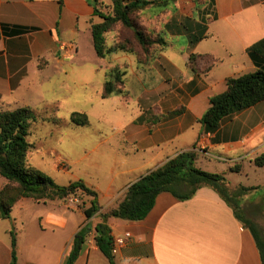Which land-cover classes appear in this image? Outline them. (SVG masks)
Masks as SVG:
<instances>
[{
	"label": "crops",
	"instance_id": "crops-1",
	"mask_svg": "<svg viewBox=\"0 0 264 264\" xmlns=\"http://www.w3.org/2000/svg\"><path fill=\"white\" fill-rule=\"evenodd\" d=\"M96 1L0 0V108L31 107L49 117L63 103L60 91L102 73L106 77L101 61L89 66L78 60L82 44L94 47L92 25L102 22ZM154 1L158 32L170 39L185 35L189 43L166 47L150 66L139 64L133 72L136 92L129 91L136 94L138 112L122 129L123 142L94 148L110 151L108 173L81 180L98 194L101 211L88 219L82 206L68 207L64 200L23 198L11 219L0 218V264L12 261V231L19 264H64L84 226L94 230L100 213L116 207L132 184L181 152H201L208 164L230 160L250 166L264 154V101L227 117L212 133L199 122L211 98L227 90L229 78L263 65L248 49L264 38V0H213L201 10L195 0ZM192 56H197L195 69L189 65ZM90 206L91 200L84 205ZM108 224L114 238L132 234L115 255L117 264H262L251 230L210 187L185 201L162 193L145 220L110 218ZM75 264H110L95 231Z\"/></svg>",
	"mask_w": 264,
	"mask_h": 264
},
{
	"label": "trees",
	"instance_id": "trees-1",
	"mask_svg": "<svg viewBox=\"0 0 264 264\" xmlns=\"http://www.w3.org/2000/svg\"><path fill=\"white\" fill-rule=\"evenodd\" d=\"M198 9L205 5L211 6L213 0H195ZM95 14L102 22L92 25V36L96 54L99 58H106L114 52H127L138 56L139 62L149 65L156 58L152 54V47L161 39H154L146 30L137 23L136 12L141 9L138 1L115 6L113 13H102L97 5ZM121 24L133 32L134 43L142 48L141 52L131 46L132 41H119L114 45H108L107 34L114 27ZM249 55L255 60L259 59L263 65L252 73L227 80V90L216 95L210 100V108L200 119L207 133L219 129L222 121L227 117L251 108L264 101V38L248 49ZM197 56H192L189 65L195 69ZM127 71L120 66L111 67L106 71L102 97L107 99L115 94L128 96L125 88V76ZM178 113V112H176ZM39 120V116L31 107H21L15 110L0 109V175L6 179V184L0 190V218L9 220L15 205L23 198H31L37 202L63 201L70 195L78 196L79 193L91 198V206L82 205L88 219L101 211L98 203V194L89 188L83 181H76L67 186L59 185L53 178L45 175L30 162V153L33 145L29 141L33 125ZM43 121L60 123V120L52 117H44ZM71 122L77 126L89 125V117L86 112H74ZM195 148V147H194ZM198 151H185L176 155L162 166L143 176L132 184L119 204L101 212V222L95 227L88 224L75 236L72 248L64 264H75L83 252L91 233L95 231V241L101 252L108 258L110 264H117L113 254L114 237L108 221L110 218L128 221H143L152 212L157 198L162 193H170L179 200L185 201L193 198L196 192L203 187H210L231 205L237 218L251 230L260 251L262 264H264V232L256 224L246 218L242 210L232 205L227 197L230 190L228 179L223 173L206 171L198 166L201 159ZM254 164L258 168L264 167V154L257 157ZM236 163L229 171L241 173L242 169ZM251 190L255 188H244ZM242 208V207H240ZM12 237V261L18 262V243L15 232Z\"/></svg>",
	"mask_w": 264,
	"mask_h": 264
},
{
	"label": "rangeland",
	"instance_id": "rangeland-1",
	"mask_svg": "<svg viewBox=\"0 0 264 264\" xmlns=\"http://www.w3.org/2000/svg\"><path fill=\"white\" fill-rule=\"evenodd\" d=\"M136 1L142 6L136 12L137 23L142 25L154 39L162 40L152 46L154 49H152L151 57H153V53L156 57L170 45L188 46L189 39L185 35L170 39L158 32L159 23L153 20L152 13L159 6H156L157 2L154 0H102V2L97 0L96 2L99 6L101 5L100 11L106 14L113 13L115 6L119 4L127 5ZM124 40L132 41L131 46L139 52L142 51L139 44L134 43L133 32L123 28L121 24L116 25L107 34V43L110 46ZM80 48L78 56L80 62H86L90 64L89 66H93L97 61H101L106 67V71L115 66L126 70L125 88L129 94L127 97L115 94L104 99L102 91L106 77L102 73L101 76L92 78L91 82L89 80L86 85L73 84L70 85V90L65 88L60 91V98L63 100L60 109L48 113L49 117L60 120L59 126L43 121L42 118L47 116L42 111L35 110L39 120L33 125L29 137L30 143L34 146L30 154L32 155L30 162L61 185H69L81 180L91 182L97 175L104 177L108 173L110 163L107 162V159L110 151L104 148L97 152L94 148L98 143L115 145L123 142L122 129L133 120L138 112L136 94L132 96L130 93V91L136 92V87L132 85L134 79L132 74L137 71V65L150 66L152 64H142L139 62L138 56L127 52H114L100 60L94 52L93 44L88 42L82 44ZM149 86L151 88V85ZM0 109L7 110L4 107ZM73 112H86L89 115L90 125L77 126L73 124L71 122ZM93 162L99 163L100 167L96 168L91 165ZM208 162L210 160L206 156H201L198 166L206 171L225 174L230 187L226 194L233 206L242 210L240 207L245 201L255 202V204L247 202L242 213L246 218L252 217L258 223L260 230L264 232V167L258 168L245 163V165H239L243 168L241 173H233L229 169L236 162L230 160H213V164H208ZM60 165L65 166L66 169L60 168ZM5 181L6 179L0 175V189ZM244 188L255 189L245 190ZM78 197L81 206L91 200L81 192ZM20 212L19 208L15 209L16 215Z\"/></svg>",
	"mask_w": 264,
	"mask_h": 264
},
{
	"label": "built area",
	"instance_id": "built-area-1",
	"mask_svg": "<svg viewBox=\"0 0 264 264\" xmlns=\"http://www.w3.org/2000/svg\"><path fill=\"white\" fill-rule=\"evenodd\" d=\"M65 204L68 207L76 208L80 207V200L78 196L70 195L64 200ZM132 238L131 233H126L123 237H117L114 239V245H113V254L116 255L119 251L120 247H123L126 245V243Z\"/></svg>",
	"mask_w": 264,
	"mask_h": 264
}]
</instances>
